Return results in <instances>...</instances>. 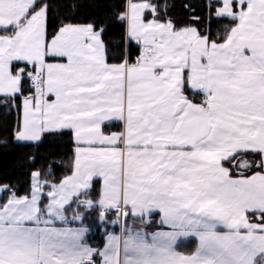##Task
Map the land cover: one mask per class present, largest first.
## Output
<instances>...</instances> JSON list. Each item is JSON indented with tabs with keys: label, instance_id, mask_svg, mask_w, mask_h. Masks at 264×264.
Returning a JSON list of instances; mask_svg holds the SVG:
<instances>
[{
	"label": "snow or ice",
	"instance_id": "obj_1",
	"mask_svg": "<svg viewBox=\"0 0 264 264\" xmlns=\"http://www.w3.org/2000/svg\"><path fill=\"white\" fill-rule=\"evenodd\" d=\"M102 6L0 0V114L70 147L0 185V264H264V0Z\"/></svg>",
	"mask_w": 264,
	"mask_h": 264
},
{
	"label": "trees",
	"instance_id": "obj_2",
	"mask_svg": "<svg viewBox=\"0 0 264 264\" xmlns=\"http://www.w3.org/2000/svg\"><path fill=\"white\" fill-rule=\"evenodd\" d=\"M112 2H121V0H101L102 7L82 8L77 20L87 22L88 17L98 14L111 17L113 13L108 5ZM170 2L175 4L171 14L177 20H187V10L182 7L185 2L194 4L197 14L202 12L201 0H170ZM62 15H67V13H62ZM59 22V20L54 21L57 25ZM121 35L122 28L118 22L109 23L105 40L110 44L116 43L119 42ZM15 124V109L11 114H0V185H10L13 191L24 196L30 192L31 173L42 169L47 162H50L53 155L57 158V162L65 160L70 155V147L66 138L57 140L55 147L51 139L39 147L32 143H17L14 139ZM33 156H35V160L31 159ZM46 158L48 159L46 160ZM62 174L57 169V175Z\"/></svg>",
	"mask_w": 264,
	"mask_h": 264
},
{
	"label": "crops",
	"instance_id": "obj_3",
	"mask_svg": "<svg viewBox=\"0 0 264 264\" xmlns=\"http://www.w3.org/2000/svg\"><path fill=\"white\" fill-rule=\"evenodd\" d=\"M22 143H32V142H22ZM78 226H79L78 224H69V227H78ZM93 232H94V240H93V242L100 241L101 237L103 236L104 229H101V230H98V231L94 229ZM194 242H196V241H194V240L190 241L189 244H188V247L184 248L183 251L185 253H189V252L193 251L195 246H196V245H194Z\"/></svg>",
	"mask_w": 264,
	"mask_h": 264
},
{
	"label": "rangeland",
	"instance_id": "obj_4",
	"mask_svg": "<svg viewBox=\"0 0 264 264\" xmlns=\"http://www.w3.org/2000/svg\"><path fill=\"white\" fill-rule=\"evenodd\" d=\"M15 142H17V143H22V142H18V141H16V140H15ZM32 144H34V143L32 142ZM194 245H196V242H194Z\"/></svg>",
	"mask_w": 264,
	"mask_h": 264
}]
</instances>
